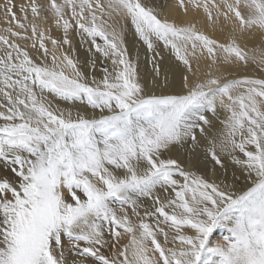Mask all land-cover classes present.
<instances>
[{
    "label": "snow or ice",
    "instance_id": "1",
    "mask_svg": "<svg viewBox=\"0 0 264 264\" xmlns=\"http://www.w3.org/2000/svg\"><path fill=\"white\" fill-rule=\"evenodd\" d=\"M179 7L204 23L153 0H47L30 10L59 39L36 24L0 35V264H264V78L239 73L264 69V40L241 43L264 37V0ZM200 150L239 175L209 180Z\"/></svg>",
    "mask_w": 264,
    "mask_h": 264
},
{
    "label": "bare ground",
    "instance_id": "2",
    "mask_svg": "<svg viewBox=\"0 0 264 264\" xmlns=\"http://www.w3.org/2000/svg\"><path fill=\"white\" fill-rule=\"evenodd\" d=\"M23 1L25 2L27 0H23ZM2 2H4V0H0V3H2ZM27 2H25V3H27ZM153 2L156 3L158 6H160L162 8V10L164 11V13L169 18L179 19V20H183V21L196 20L200 24L204 23V16L202 14V10H201V13H199V14L196 13L195 11L190 10L188 15L185 16L183 9L179 7V0H153ZM3 13H4V11H3ZM2 15L4 16L5 14L0 13V23L3 25L11 27V22H9V18L8 19H7V17L3 18ZM31 18H33V17H30V19ZM49 18H50V16H49ZM31 20H29L30 23H31ZM10 21H12V19ZM34 23H39V24H37V26L39 25L40 29L42 31H45L46 34L51 35L53 38L59 39L62 36V30L58 29L56 27V25H54L55 24L54 22H53L54 24H52L48 20L47 21H45V20L39 21L38 20ZM14 25H16V24H14ZM15 30L19 31V32L22 31V29H19L16 26H15ZM209 32H210V34H213L211 29H209ZM214 34L221 39L224 38V34L221 33L219 30H217ZM0 35H7V33L2 29L1 26H0ZM262 40H264V37H261V35L258 32H256V33L250 34L248 36H245L244 39L241 41V43L246 44L249 49L259 48L261 46ZM127 42L129 44L130 50L134 54L137 51L140 52V70H141L142 74L150 75L152 72L151 64L145 60L144 49H143L142 45L134 38L131 31L128 32V34H127ZM50 46H51V44H50ZM73 47L76 49V52L74 53V55L79 56L81 60L84 59L85 55H89V56L91 55L90 53H86L85 47L80 44L78 38H76V37L73 38ZM61 51H63V50H61ZM57 54L59 55V53H57ZM165 72L168 74L169 80H171L173 78V76H175V79L178 82L180 79V75L183 72V68L182 67H176L171 59H166L165 63L162 65V74ZM239 73L241 75H249V76H252L254 78H264V69L258 68L256 66L241 68V69H239ZM214 122H216V121H214ZM217 127H219L218 123H217ZM170 155L174 158H180L181 160H184L188 156V152L186 149H181L179 152L174 150L173 152L170 153ZM193 162L200 169L201 173L207 175V178L209 180H216L218 182L223 181V182L230 183L232 181L234 173L236 175H239V172L227 160L225 161L227 170L226 171L221 170L219 168V166L214 165L213 161H211L210 159L204 158V154H203L202 150H200L194 154ZM241 183H243V181H241ZM219 231L220 230H218L214 233L213 243L220 242L221 239H219L218 235H217Z\"/></svg>",
    "mask_w": 264,
    "mask_h": 264
},
{
    "label": "rangeland",
    "instance_id": "3",
    "mask_svg": "<svg viewBox=\"0 0 264 264\" xmlns=\"http://www.w3.org/2000/svg\"><path fill=\"white\" fill-rule=\"evenodd\" d=\"M28 1V2H27ZM27 1H25V2H27V3H25L23 0H11V2L15 5V7L12 9V11L13 12H15V14H16V18L18 19V20H20L22 23H24L25 24V26H26V28H29V31L27 32V33H25L23 30L22 31H20L23 35H31V30H30V25H31V23L32 24H39V23H34V22H36V21H43V20H45V21H50L52 24H54L55 22H54V20L53 19H51L52 17H51V15H50V13H47V12H45V13H43V16H42V18H34L33 16H32V13H31V10H30V5L33 3V2H35V3H38V4H40V3H42V4H44L45 5V7H47V0H27ZM6 3H8V0H4V2H2V3H0V13H2V14H5V4ZM22 8H24L25 9V11L27 12V17H28V19L29 20H31V23H30V21L27 19V20H24V12H22L21 11V9ZM3 11H4V13H3ZM29 13V14H28ZM31 14V15H30ZM49 16H50V18H49ZM2 17L4 18V17H7V19L9 18V22H11V27H12V29L14 30V31H16L15 30V26L16 25H14V24H16V21H14V20H12V21H10L12 18H11V15H2ZM30 17H33V18H31L30 19ZM43 17H47L46 19L45 18H43ZM34 19V20H33ZM43 19V20H42ZM50 19V20H49ZM13 22V23H12ZM54 22V23H53ZM55 25V24H54ZM0 26L2 27V29L6 32V29L7 28H9V26H6V25H3V24H1L0 23ZM37 29H38V31H42L41 29H40V26L38 25L37 26ZM19 32V31H18ZM7 33V32H6ZM48 35V34H47ZM35 39V38H34ZM31 43V41H29V44ZM46 43L48 44V46L51 48V46H50V42H47L46 41ZM221 235H220V234ZM218 238L219 239H221L220 240V242H223V240H222V238H223V236L224 235H227V233L226 232H223V231H219L218 232ZM221 237V238H220Z\"/></svg>",
    "mask_w": 264,
    "mask_h": 264
}]
</instances>
